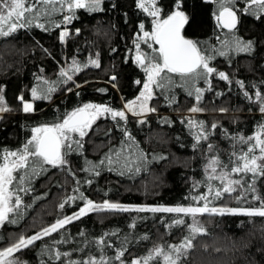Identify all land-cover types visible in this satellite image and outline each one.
Masks as SVG:
<instances>
[{
    "label": "trees",
    "instance_id": "trees-1",
    "mask_svg": "<svg viewBox=\"0 0 264 264\" xmlns=\"http://www.w3.org/2000/svg\"><path fill=\"white\" fill-rule=\"evenodd\" d=\"M66 5L59 0L37 5L39 16L29 14V24L0 37V95L7 108L0 115V163L5 151H22L34 127L62 122L86 103L121 110L144 81L132 49L140 25L148 29L150 21L137 0H101L98 10L65 13ZM157 6L166 17L176 9V0H157ZM230 6L238 23L225 30L215 20L219 12L215 0H180V10L188 17L183 34L199 42L202 53L211 57L212 74L188 81L169 73L170 81H163V87L155 85L157 97L150 101L155 111L150 115L100 117L85 136L73 135L80 145L72 143L70 151L62 150L65 164L51 166L42 158L29 157L28 165L13 173L9 188L15 193L13 202L18 195L21 203L0 226V248L71 216L85 198L128 208L200 205L192 197L204 194L210 182L205 167L208 143L228 162L231 153L243 150L241 138L260 132L264 139V112L258 110L259 104L264 105V10L250 0H235ZM65 15L72 19L63 26ZM63 27L68 34L62 41ZM248 42L251 48L242 50ZM66 68L71 80L61 79ZM39 79L49 80L54 91L34 99ZM204 87L200 113L187 114L195 104L196 90ZM251 98H257V104ZM23 101H32L33 111L24 112ZM192 120L201 123L197 130L207 139L196 141ZM251 181L255 191H248L250 200L245 201L248 207L259 208L264 176ZM238 199L237 192L226 193L211 200L209 207L231 208L241 203ZM196 218L203 231L191 236L192 217L182 213L93 210L17 255L25 264H63L54 256L56 249L70 252L80 262L103 257L106 264H131L156 247L169 251V246L188 237L192 247L183 252L179 264H264V217L206 213ZM179 219L185 223H174ZM162 261L160 256L150 264Z\"/></svg>",
    "mask_w": 264,
    "mask_h": 264
},
{
    "label": "snow or ice",
    "instance_id": "snow-or-ice-1",
    "mask_svg": "<svg viewBox=\"0 0 264 264\" xmlns=\"http://www.w3.org/2000/svg\"><path fill=\"white\" fill-rule=\"evenodd\" d=\"M57 0H0V36H8L10 33L16 31L18 28H23L26 24L31 22L29 14L35 12L36 16L41 14V11L37 9V5H52ZM60 3H67L69 11L73 9L88 8L90 11L99 9L101 0H59ZM219 5V13L216 16L218 25L223 28L232 30L235 29L238 23L237 12L231 7L235 3V0H215ZM252 5H258L261 10H264V0H250ZM137 6L144 11L148 12L153 19L152 31H144L143 39L145 43L148 40L153 41L159 45L158 49L154 51L158 52V58H152L151 61L145 66L144 71L147 73V81L144 83V91L137 97V101H140V111H145V102L152 96V85L157 87H163V81H170L171 77L169 73L179 74L181 78H201L206 77L207 74H212L215 70L209 67L208 61L211 57L204 55L201 49L198 47L197 41L187 39L182 34V30L186 23H188L187 15L180 10V0H176V9L173 10L166 17H161V10L157 7V0H137ZM47 11V9H45ZM65 22H70L71 16H64ZM7 26V30H5ZM43 27V25H37ZM140 28L143 29L144 25L141 24ZM79 31V30H77ZM68 33L62 31L60 39L63 41ZM240 41H236L237 46H240ZM151 47V45H148ZM137 55L136 61L144 65L146 56L139 52L140 44L136 43ZM251 48V42L244 45L242 50H249ZM223 54V53H222ZM92 64H97L96 61H90ZM75 65V61L73 62ZM98 66V64H97ZM76 71H79V67H75ZM62 75L67 76V72L62 70ZM220 77L227 79L224 73H219ZM69 80L71 76H67ZM113 79H115L113 77ZM139 83V81L137 82ZM198 95L197 99H200L199 93L201 89L196 90ZM36 95V90L33 89V96ZM259 95V94H258ZM23 100V97L20 98ZM3 101V96L0 95V102ZM136 101H130L125 105L129 111H132ZM4 107H0V112L6 111ZM261 112H264V107H261ZM23 111H32V104L28 102L23 103ZM155 111V109H150ZM192 112L199 111L198 108L190 109ZM101 113H111L113 119L119 117L125 118L124 111H114L113 109L105 105H92L85 104L81 108H77L73 112L67 114L62 123L56 124H44L40 127L32 129L33 135L31 140L24 145L21 152L17 151H5L0 163V223H3L8 219V214L13 212L16 207L21 203L20 197L15 196L13 202L14 191L10 190L9 186L13 184L15 179L13 173L17 169L24 168L29 163V157L42 158L43 162L52 165H63L66 163L64 159L65 153L62 149L71 150L72 143L80 145V140H73L72 133H78L80 137L85 136V130L90 128L92 123L97 119ZM215 127V125H213ZM264 128V126H262ZM207 138L206 136L204 137ZM200 139V137H197ZM255 139V143L251 144L247 152H244L236 158L234 166L229 171H221L219 175L209 176V180H219L221 182L220 187L213 188L211 184L208 185V192L196 197H192L194 201L203 202L198 206H175V207H140L138 211H150L153 213H182L185 216H191L193 223L189 226L193 234L203 231L202 226L196 221L197 214H243L247 216H260L264 217V201H261L259 208H218L209 207L211 200L219 199L224 194H230L235 192L238 187H242L241 179H232L233 173L240 175H247L251 173L253 178L257 174L264 176V139H261V133L258 132L256 136L248 137V141ZM242 142H246L241 138ZM32 149H29V146ZM211 147V146H209ZM259 149V155L255 154L256 149ZM235 155V154H234ZM111 162V161H110ZM220 165L218 158L213 157L208 164L211 168V172L215 174L217 172V166ZM42 167V165H41ZM226 168L227 165L221 166ZM139 169H137L138 171ZM249 190L255 191L252 185H249ZM211 197V199H210ZM239 198V197H238ZM69 199H74L69 197ZM258 199V198H257ZM61 208L64 207L62 203ZM111 209L128 211L127 206H123L116 203H109L105 201L103 205L94 204L93 201L87 200L84 207L79 209V212L74 213L72 216H66L63 219H58L55 223L47 228H44L41 232L35 235L25 238L21 237L19 241L13 244L11 247L0 251V264H5L6 258L21 247H26L33 244L34 241L40 240L42 236H48L52 232H56L58 229L63 228L65 224L70 223L73 219H79L80 216L85 215L89 211ZM176 224H183L185 221L179 219L174 221ZM103 243V241H101ZM192 247V240L188 237L179 244L169 246V252L165 253L162 247H156L152 249L149 254L142 258L143 264H150L153 259H159L163 256L165 264H179L181 255L184 250ZM173 253L175 255H173ZM67 256L68 253H63ZM123 252L117 254L116 259L119 260ZM61 253H56V257L59 258ZM7 264H13L12 261H8ZM70 264H106L104 258L101 257L99 261L95 258H89L87 261L74 262L70 261ZM131 264H141V260L134 259Z\"/></svg>",
    "mask_w": 264,
    "mask_h": 264
},
{
    "label": "rangeland",
    "instance_id": "rangeland-1",
    "mask_svg": "<svg viewBox=\"0 0 264 264\" xmlns=\"http://www.w3.org/2000/svg\"><path fill=\"white\" fill-rule=\"evenodd\" d=\"M158 7V6H157ZM159 8V7H158ZM64 12L66 13V11H67V9H68V7H67V5L64 7ZM160 9V8H159ZM143 10V9H142ZM161 10V9H160ZM144 11V10H143ZM148 16H149V21H150V25H149V27H148V29H145V28H143V29H140V31H139V33L136 35V37H135V40H134V43H133V49H132V56H133V60H134V62H136L137 63V65L143 70V74H144V81L142 82V84L140 85V89H139V92L136 94V96L131 100V101H136V105L134 106V108H133V110L132 111H129L127 108H125V105L126 104H128V102H130V101H128L127 103H122V105H121V110H114V111H124L125 112V116L126 115H130V116H134V117H138V118H143V117H145L146 115H150L151 113H153L154 111H150V109H152L151 108V105H150V101L152 100V99H154V98H156L157 97V94H156V92H155V84H153L152 85V96H151V98L150 99H148L146 102H145V111H143V112H141L140 111V107H139V105H140V101H137V97H139L140 96V94H141V92L142 91H144V83L147 81V73L144 71V68H145V66H147V64L151 61V59L152 58H158V52H156V51H154V49H158L159 48V45H157V44H155L153 41H151V40H148V42L147 43H145L144 42V40L143 39H140L141 37H143V32L144 31H148V32H151L152 31V27H153V24H152V22H153V17L152 16H150L149 14H148V12H146V11H144ZM217 15H218V13H217ZM216 15V16H217ZM66 16V15H65ZM68 16V15H67ZM238 16V15H237ZM161 17H164L163 15H162V12H161ZM216 18V17H215ZM216 20V19H215ZM217 22V21H216ZM218 23V22H217ZM66 24H68V22H65V21H63V26H66ZM5 30H7V26H5ZM62 31H66V27H63V29L61 30V32ZM0 37H2V36H0ZM136 43H139L140 44V49H139V52H141V53H143L145 56H146V59H145V64L144 65H141V64H139L137 61H136V55H137V48H136ZM151 45V47H149L148 45ZM210 67V66H209ZM64 71H66L67 72V76H72V73L68 70V68H66ZM209 75V74H208ZM67 76L66 75H62V77H61V79H67ZM192 80V78H187L186 80ZM38 85L40 86V88L42 89V90H40V88H38L37 90H36V95L35 96H33V93H32V97L34 98V99H39V98H41V97H47L48 96V94H49V96L51 95V93H53V91H54V86H52L53 84H51L50 83V81L49 80H47V79H39L38 80ZM38 86V87H39ZM202 90V92H200L199 93V96H200V99L198 100L197 99V95H198V93H196L195 94V104H194V106L192 107V108H198L199 110H200V108L198 107V104H200V101L202 100V95H203V92H204V90H205V87L203 88V89H201ZM46 92V93H45ZM258 97V96H257ZM252 100H253V102L254 103H256L257 104V102H256V100H257V98L255 99H253V98H251ZM24 102H28V103H31L32 104V111H33V102L32 101H23L22 102V110H23V103ZM86 104H92V105H98V104H94V103H86ZM85 105V104H84ZM84 105H82V106H80V107H78V108H81V107H83ZM0 107H4V108H6V105H5V102H4V99H3V101L2 102H0ZM261 107H264V105L263 104H259L258 105V110H259V112H261ZM191 108V109H192ZM7 109V108H6ZM77 109V108H76ZM76 109H74V110H76ZM73 110V111H74ZM73 111H71V112H73ZM5 111H3V112H0V115H2L3 113H4ZM31 112V111H30ZM70 112V113H71ZM198 113H200V111H196V112H192V111H188L187 112V114H189V115H192V116H194L195 114H198ZM105 115H111V113H101L98 117H97V119H99L100 117H103V116H105ZM112 116V115H111ZM96 119V120H97ZM95 120V121H96ZM94 121V122H95ZM63 122V121H62ZM62 122H59V123H62ZM93 122V123H94ZM92 123V124H93ZM191 123L193 124V126H194V129H195V131H196V135H195V138H196V141H198V142H200L201 140H204L205 138V135L202 133V131H199V130H197V129H202L201 128V123H197L196 121H194V120H192L191 121ZM41 126V125H40ZM40 126H37V127H40ZM34 128H36V127H34ZM89 130V128L88 129H86L85 130V132H87ZM32 135H33V132H32ZM72 135V137H73V135H76V136H79V134L78 133H72L71 134ZM253 136V135H252ZM251 136V137H252ZM256 136V134H254V137ZM197 137H200V139H197ZM253 137V138H254ZM207 139V138H206ZM246 139V138H245ZM244 138H243V140L244 141H246V142H239V143H242V145H244V148H243V150H240V151H237V152H233V153H231L229 156H228V162H223L222 160H221V157L219 156V154H217L216 152H215V150H212L211 148L213 147L212 146V144L211 143H208V151H206V154H205V158H206V164H205V167H206V172H207V174H208V177L209 176H211V175H219L220 174V172L221 171H229L230 170V168L232 167V166H234V162H236V158L238 157V156H240L241 154H243L244 152H247V150H248V148L251 146V144H254L255 143V139H253L252 141H248V139H246L245 140ZM211 144V145H210ZM209 146H211V147H209ZM24 148V147H23ZM21 150H23V149H21ZM63 150V149H62ZM5 153V152H4ZM235 154V155H234ZM255 154L256 155H259V149L257 148L256 149V151H255ZM213 157H216V158H218V160L220 161V165H218L217 166V172L215 173V174H213L212 172H211V168H209L208 167V164H209V161L213 158ZM3 162V161H2ZM228 163L231 165V166H228ZM224 165H227V167L226 168H222L221 166H224ZM52 166V165H51ZM58 166V165H57ZM256 176H260L259 174H257ZM231 178L232 179H241V181H242V187H238L237 189H236V191L235 192H237V194H238V197H239V199L237 200V201H240L241 203L237 206H234V207H231V208H258V207H248V204L246 203V201L245 200H250V199H246V196H248L249 194H248V191H251V190H249V185H252V181H251V179L253 178V175L251 174V173H249V174H247V175H240V174H236V173H233L232 174V176H231ZM209 184H211L212 186H213V188L215 189V188H217V187H220V184H221V182L219 181V180H215V179H213V180H210V182H209ZM208 184V185H209ZM10 187V186H9ZM208 192V186H206V192L204 193V194H206ZM87 200H89V198H85V201H84V203L81 205V207H84V205H85V203H86V201ZM203 203V202H202ZM238 203V202H237ZM94 204H97V203H95L94 202ZM104 203H99V204H97V205H103ZM188 206H190V205H188ZM191 206H198V205H191ZM80 207V208H81ZM169 207H175V206H169ZM186 207V206H185ZM79 208V209H80ZM130 209H138V208H140V207H133V206H130L129 207ZM79 209L75 212V213H77V212H79ZM89 212H91V211H89ZM88 213V212H87ZM86 213V214H87ZM74 214V213H73ZM72 214V215H73ZM71 215V216H72ZM199 214H197V216H198ZM83 216V215H82ZM81 217V216H80ZM64 217H60L59 219H63ZM58 220V219H57ZM56 220V221H57ZM74 220V219H73ZM193 220V219H192ZM55 221V222H56ZM196 221H198V218H196ZM54 222V223H55ZM199 223V222H198ZM1 224L2 223H0V226H1ZM53 224V223H52ZM52 224H49L48 226H46L45 228H47V227H49L50 225H52ZM66 225V224H65ZM200 226H202L201 224H199ZM202 228H203V226H202ZM59 230V229H58ZM42 231V230H41ZM40 231V232H41ZM190 231V233H191V236L193 235V233L191 232V229L189 230ZM53 233V232H52ZM35 235V234H34ZM31 236H33V235H31ZM31 236H29V237H31ZM43 237V236H42ZM21 237H16V239H13V240H16L14 243H12V244H10V245H8V246H6V247H4V248H0V251H3L4 249H6V248H8V247H11L13 244H15V243H17L18 241H19V239H20ZM25 238H28V237H25ZM22 248H24V247H21L20 249H18L17 251H15L14 253H12V255H10V256H8L7 258H6V261H5V264H7V262L8 261H12L13 262V264H25L23 261H20L19 260V256L17 255V253H18V251H20ZM167 250H169V248H167ZM185 251V250H184ZM53 252H54V256H55V258H57L56 257V253H61V252H58L56 249L55 250H53ZM164 252L165 253H167V252H169V251H165L164 250ZM63 253H68V255L67 256H65V255H63ZM63 253H61V256L59 257V258H62L63 259V264H70V261H74V262H80L79 261V259L77 258V257H70L71 256V253L70 252H63ZM174 255V254H173ZM161 257H163V256H161ZM87 260H89V258L87 257V259H83L82 260V262L83 261H87ZM163 263L162 264H165V262H164V260L162 261ZM141 264H143V260L141 259Z\"/></svg>",
    "mask_w": 264,
    "mask_h": 264
},
{
    "label": "water",
    "instance_id": "water-1",
    "mask_svg": "<svg viewBox=\"0 0 264 264\" xmlns=\"http://www.w3.org/2000/svg\"><path fill=\"white\" fill-rule=\"evenodd\" d=\"M219 13V12H218ZM238 17V16H237ZM222 27V26H221ZM223 28V27H222ZM225 30H229V29H226V28H224ZM182 34H183V30H182ZM184 35V34H183ZM185 36V35H184ZM185 38H187L186 36H185ZM187 39H189V38H187Z\"/></svg>",
    "mask_w": 264,
    "mask_h": 264
}]
</instances>
